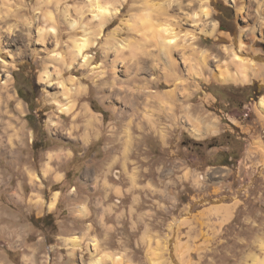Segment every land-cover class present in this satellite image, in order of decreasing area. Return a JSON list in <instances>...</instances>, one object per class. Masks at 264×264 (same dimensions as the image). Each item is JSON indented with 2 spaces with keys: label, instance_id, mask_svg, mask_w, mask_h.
<instances>
[{
  "label": "clouds",
  "instance_id": "1",
  "mask_svg": "<svg viewBox=\"0 0 264 264\" xmlns=\"http://www.w3.org/2000/svg\"><path fill=\"white\" fill-rule=\"evenodd\" d=\"M258 42L264 0H0V264H264Z\"/></svg>",
  "mask_w": 264,
  "mask_h": 264
},
{
  "label": "rangeland",
  "instance_id": "2",
  "mask_svg": "<svg viewBox=\"0 0 264 264\" xmlns=\"http://www.w3.org/2000/svg\"><path fill=\"white\" fill-rule=\"evenodd\" d=\"M217 8H218V11L221 12L222 17H223L222 30L231 31V29L235 27V21L233 19L234 13L228 9H225L220 3L217 4ZM238 23H240V25L243 26L244 23H247V21L239 20ZM257 46L264 49V42H258ZM11 50L15 51L16 50L15 46H13ZM25 67H27V65ZM27 71L30 72V70H27ZM24 84L26 86V91H25L26 96L35 97L36 95H38V88H39L38 85H33L32 81L31 80L28 81L27 78L24 79ZM49 91H52V90H49ZM33 119L38 122L39 116L37 115L33 117Z\"/></svg>",
  "mask_w": 264,
  "mask_h": 264
},
{
  "label": "bare ground",
  "instance_id": "3",
  "mask_svg": "<svg viewBox=\"0 0 264 264\" xmlns=\"http://www.w3.org/2000/svg\"><path fill=\"white\" fill-rule=\"evenodd\" d=\"M117 75L120 77V78H124L125 76V73L122 71V70H118L117 72ZM141 75H143V73H141Z\"/></svg>",
  "mask_w": 264,
  "mask_h": 264
}]
</instances>
